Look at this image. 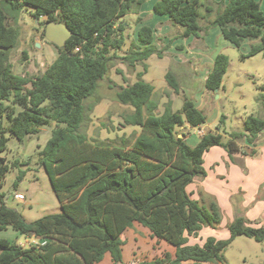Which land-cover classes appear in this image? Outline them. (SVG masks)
<instances>
[{"label": "trees", "instance_id": "trees-1", "mask_svg": "<svg viewBox=\"0 0 264 264\" xmlns=\"http://www.w3.org/2000/svg\"><path fill=\"white\" fill-rule=\"evenodd\" d=\"M145 2L0 0V154L7 151L11 136L23 141L54 122L50 138L39 151V163L62 209L27 221L8 206L1 189L18 161L0 156V230L11 226L39 239L28 246L0 239V264H98L107 253L113 264H124L123 234L135 223L176 249L174 255L164 252L147 264H225L224 252L236 237L264 241V224L254 226L244 215H237L228 225V238L210 235L203 243L191 244L190 238H198L204 227L220 223L222 212L216 201L206 205L188 190L195 178L206 175V151L219 145L234 159L243 150V140L255 144L264 131V117L248 115L244 131H232L224 139L226 130L220 129L225 128L226 115L221 114L216 131L203 134L191 146L177 126L200 127L206 123L204 111L185 95L181 110L166 105L160 113L154 86L137 73V80L121 85L116 94L121 103L133 108L122 115L121 125L137 127L134 138L123 135L120 142L93 141L81 130L85 102L95 95L115 58L135 69L153 54L163 56L165 49L155 44L153 27L140 16L137 39L124 55H118L127 38V22L122 18L138 13ZM26 6L36 19L44 17L43 23L61 21L73 31L63 47L56 46L57 57L38 75L14 73L10 60L19 42L20 13ZM263 7L264 0H157L153 11L169 15L182 28L171 41L191 35L202 40L211 27L220 26L223 36L238 47L246 39H258L248 52L254 55L264 52ZM228 66L229 56L217 54L205 81L208 90L223 85ZM166 80L180 91L171 69ZM258 100L262 103L264 95Z\"/></svg>", "mask_w": 264, "mask_h": 264}, {"label": "rangeland", "instance_id": "rangeland-1", "mask_svg": "<svg viewBox=\"0 0 264 264\" xmlns=\"http://www.w3.org/2000/svg\"><path fill=\"white\" fill-rule=\"evenodd\" d=\"M216 1L220 2L221 0ZM30 10L26 6L20 13L19 42L10 56L13 71L16 74H42L58 55L57 47L45 37L46 24L43 23L44 19H36ZM137 16V13H131L122 18V21L127 22L125 30L127 38L123 48L118 51L120 56L124 55L131 46L132 41L137 39V29L140 26L136 21ZM202 23L205 22L202 20ZM164 35L160 34L157 37L158 48H164L163 55L171 58L174 53L166 50L168 47L165 44ZM199 40L196 39V41ZM37 41L41 43L40 48L37 47ZM258 41V39L253 42L249 40L252 44L258 43ZM249 42L245 41L240 47L229 43L222 48V53L229 56V66L223 85L212 98L214 103L219 104L220 114L226 115L225 128L223 126L220 129L221 131H223L222 129L226 130L224 139H227L228 134L232 131H244V121L248 115L264 117V101L260 103L258 100L259 97L264 95V52L248 55ZM24 51L27 52L26 57ZM182 55L186 54L182 53ZM136 69H138V66L134 69L120 57L115 58L107 75L100 80L95 95L86 100V119L81 130L93 141L114 139L120 142L123 135L131 140L136 135V128L121 125L123 122L122 115L130 112L132 107L121 103L116 96L121 85L132 83L138 78ZM139 69H142L141 65ZM178 69L180 67H173L171 71L174 73L180 88L189 82V85L196 89L198 87L197 83L200 84V81L191 80L186 82L188 79H182V75L177 73ZM203 86L204 83H202ZM161 91V89L158 90L159 93ZM156 99L159 101V97ZM54 126V122L45 125L38 134L29 135L23 141L11 136L7 151L0 154V156L6 157L9 162L18 161L17 166L7 173L1 190L7 194V205L19 210L27 221H34L47 214L62 211L47 171L39 163V151L47 143ZM177 130L180 132L183 131V128L177 126ZM184 132L191 135L188 144L195 146L197 144L196 140L200 138L197 130L190 129ZM244 142L243 140L242 143ZM21 171L24 172L22 178L17 180ZM15 183L17 189L14 188ZM15 192L24 193L26 198L16 199ZM139 227L142 231L135 226L128 228L123 234L126 241L124 245V264L136 263L137 257L134 251L139 258L148 261L159 256L158 252L151 248V240L145 234V232H148V228L141 225ZM16 233L12 227H9L0 231V238L15 239L14 234ZM206 233L207 231H203L204 236H206ZM137 234H140V236L138 237ZM25 238L26 236L22 235L19 237V242H23ZM224 253L225 264H264V241L259 242L245 235H240L232 241ZM103 264H108V260Z\"/></svg>", "mask_w": 264, "mask_h": 264}, {"label": "crops", "instance_id": "crops-1", "mask_svg": "<svg viewBox=\"0 0 264 264\" xmlns=\"http://www.w3.org/2000/svg\"><path fill=\"white\" fill-rule=\"evenodd\" d=\"M156 1L146 0L148 3L142 4L137 15L143 18V23L153 27L155 44L158 47L157 37L160 34H165V44H169L166 50L174 53V55L170 58L167 55L159 57L153 54L143 64L137 65L138 69H136V72L142 73V78L154 86L153 97L154 99L159 97L158 110L160 113L164 111L166 105H170L174 111L181 110L185 95H188L195 105L204 111L206 114L205 124L196 128H191L188 125L182 127L183 132L190 129L197 130L201 138L203 134L199 133L198 129L204 128V134L216 131V126L221 115L219 104L214 103L212 98L219 89L217 91L208 90L205 86V81L212 69L217 54L222 53L224 46L232 43L223 36L220 26L211 27L204 36V39L199 41H196L197 38L193 35L186 38L177 37L171 41L175 35L182 31V28L174 25L169 15H160L153 11V5ZM255 40H252V42ZM245 41L249 42V39ZM252 42L248 43L250 48ZM182 53L186 55H182ZM140 65L142 66L141 70L139 69ZM173 67H180L177 73L182 75V79L186 80L187 78L186 82L199 80L200 84L197 83L198 87L193 89L188 82V84L180 88L179 92H176L166 80L167 72L170 69L172 70ZM202 83H204L203 87ZM159 89L162 90L161 93L158 92ZM193 91L194 93H192ZM134 128L138 129L137 127ZM190 136V134H185L184 139L188 142ZM200 138L196 140L197 143ZM253 150L254 153L250 154ZM203 166L206 175L195 178L194 182L189 184L188 190L193 193L192 196L194 198L199 199L206 205L211 201H216L222 212V220L216 227H204L198 238H190L191 243H203L206 237L210 235L217 238H228L230 236L228 225L237 215H244L250 224L254 226L264 224V131L259 134L255 144L245 141L243 143V150L236 153L234 159L230 157L224 147L219 145L212 146L204 154ZM139 225L135 223L133 227L136 226L139 229ZM14 230L17 232L14 234L15 239L8 237H4V239L27 246L26 242L31 238L26 237L23 242H19V237L23 234L16 229ZM203 231H207L206 236L203 235ZM145 234L151 240V248L158 252L159 256L156 258L162 257L164 252H170L172 255L175 254V246L165 243L166 241L153 238L149 231L145 232ZM137 236L139 237L140 234H137ZM124 249L125 246L123 248V255ZM134 253L137 257L134 264H147L156 259L148 261L147 259L139 258L135 251ZM161 253L162 255H160ZM103 260L98 264H103L106 260H108V264H113L112 258L108 253L104 256ZM188 264L194 263L188 262ZM201 264L212 263L204 262Z\"/></svg>", "mask_w": 264, "mask_h": 264}, {"label": "water", "instance_id": "water-1", "mask_svg": "<svg viewBox=\"0 0 264 264\" xmlns=\"http://www.w3.org/2000/svg\"><path fill=\"white\" fill-rule=\"evenodd\" d=\"M44 34L46 39L57 47H63L66 41L72 36V29L64 22L48 20L45 25ZM37 47L40 48L41 43L36 42ZM218 89H216L217 91Z\"/></svg>", "mask_w": 264, "mask_h": 264}, {"label": "built area", "instance_id": "built-area-1", "mask_svg": "<svg viewBox=\"0 0 264 264\" xmlns=\"http://www.w3.org/2000/svg\"><path fill=\"white\" fill-rule=\"evenodd\" d=\"M42 19H45V18L42 17ZM198 131H199V133H201V134H204V132H205L204 128H199ZM15 198L21 200V199H25L26 197H25L24 193H22V192H16V193H15ZM38 243H39V239L33 237V238H31V239L26 243V245L28 246V245H32V244H38Z\"/></svg>", "mask_w": 264, "mask_h": 264}]
</instances>
